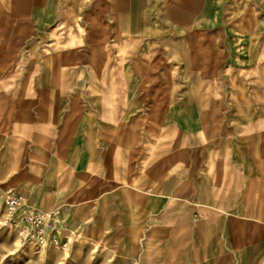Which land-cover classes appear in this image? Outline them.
Wrapping results in <instances>:
<instances>
[{
  "label": "crops",
  "instance_id": "1",
  "mask_svg": "<svg viewBox=\"0 0 264 264\" xmlns=\"http://www.w3.org/2000/svg\"><path fill=\"white\" fill-rule=\"evenodd\" d=\"M0 184L159 264H264V0H0Z\"/></svg>",
  "mask_w": 264,
  "mask_h": 264
},
{
  "label": "rangeland",
  "instance_id": "2",
  "mask_svg": "<svg viewBox=\"0 0 264 264\" xmlns=\"http://www.w3.org/2000/svg\"><path fill=\"white\" fill-rule=\"evenodd\" d=\"M93 175H89L90 183L96 178ZM6 192L1 191L0 184V264H118V260L124 264H159L158 258L143 246L142 232L138 233L137 246L128 247L122 225L113 224L109 215H101L95 207L84 213V225L62 221L73 227L65 232L69 239L67 248H38L20 236L18 227L3 224ZM92 194L89 200L95 204Z\"/></svg>",
  "mask_w": 264,
  "mask_h": 264
},
{
  "label": "built area",
  "instance_id": "3",
  "mask_svg": "<svg viewBox=\"0 0 264 264\" xmlns=\"http://www.w3.org/2000/svg\"><path fill=\"white\" fill-rule=\"evenodd\" d=\"M2 222L18 227L20 236L38 248L65 249L68 246L69 239L60 225L58 214L53 210L39 209L20 192L10 190L4 195Z\"/></svg>",
  "mask_w": 264,
  "mask_h": 264
}]
</instances>
